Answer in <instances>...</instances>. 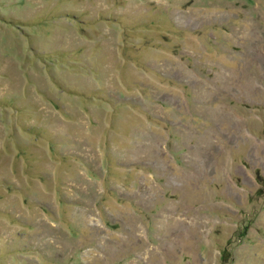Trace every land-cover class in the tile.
Instances as JSON below:
<instances>
[{"label":"rangeland","instance_id":"1","mask_svg":"<svg viewBox=\"0 0 264 264\" xmlns=\"http://www.w3.org/2000/svg\"><path fill=\"white\" fill-rule=\"evenodd\" d=\"M0 264H264V0H0Z\"/></svg>","mask_w":264,"mask_h":264}]
</instances>
